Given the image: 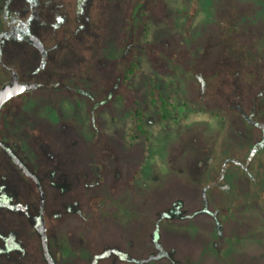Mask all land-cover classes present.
<instances>
[{
  "label": "rangeland",
  "instance_id": "374dc122",
  "mask_svg": "<svg viewBox=\"0 0 264 264\" xmlns=\"http://www.w3.org/2000/svg\"><path fill=\"white\" fill-rule=\"evenodd\" d=\"M5 88L0 264H264V0H0Z\"/></svg>",
  "mask_w": 264,
  "mask_h": 264
},
{
  "label": "trees",
  "instance_id": "16d2710c",
  "mask_svg": "<svg viewBox=\"0 0 264 264\" xmlns=\"http://www.w3.org/2000/svg\"><path fill=\"white\" fill-rule=\"evenodd\" d=\"M135 69H136V63H134V62L130 63L127 66L126 70H125V74H124V77L123 78L124 79H128V77L135 72ZM115 97H117V96H115ZM22 100L24 101L25 98H22ZM157 101H158L160 107L162 109H164L163 113H160L159 112L158 117L160 119L167 118L166 111H167V108H168V103L162 97H157Z\"/></svg>",
  "mask_w": 264,
  "mask_h": 264
},
{
  "label": "water",
  "instance_id": "95a60500",
  "mask_svg": "<svg viewBox=\"0 0 264 264\" xmlns=\"http://www.w3.org/2000/svg\"><path fill=\"white\" fill-rule=\"evenodd\" d=\"M13 93H14V91L11 89H8V88L1 90L0 91V106Z\"/></svg>",
  "mask_w": 264,
  "mask_h": 264
}]
</instances>
